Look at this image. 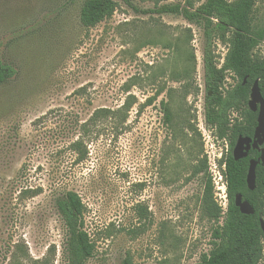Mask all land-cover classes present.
<instances>
[{"label": "rangeland", "instance_id": "1", "mask_svg": "<svg viewBox=\"0 0 264 264\" xmlns=\"http://www.w3.org/2000/svg\"><path fill=\"white\" fill-rule=\"evenodd\" d=\"M85 1L0 0V56L17 70L0 83V264H67L56 201L68 191L96 243L86 264H196L217 223L194 170L230 150L205 119L204 27L148 12L174 0H117L86 28ZM254 18L264 24V0ZM212 48L221 65L227 44Z\"/></svg>", "mask_w": 264, "mask_h": 264}, {"label": "trees", "instance_id": "2", "mask_svg": "<svg viewBox=\"0 0 264 264\" xmlns=\"http://www.w3.org/2000/svg\"><path fill=\"white\" fill-rule=\"evenodd\" d=\"M197 1L199 0L158 2L156 7L148 11L159 15L183 16L190 23L203 25L206 37L205 119L215 131L216 137L230 140L229 152L219 160L221 167L225 165L223 174L229 196V207L225 215L215 198L208 157L203 156L198 160L194 170L195 175L202 174L204 178L202 209L210 220L217 223L212 233L213 247L196 264H264V234L260 223V219L264 218L262 163L259 162L256 168V188L251 190L247 183L250 159H258L260 152L251 149L247 157L239 160L233 156L238 137H252L258 124V114L249 108L248 101L256 80H259L264 97V55L257 52L258 46L264 42V24H259L254 18L257 0H206L199 4ZM116 7L117 0H86L81 7L80 22L86 28L92 27L105 16L111 15ZM214 39L225 42L228 46L221 65L212 48ZM16 73L15 67L4 62L0 56V83ZM229 74L238 78V82L226 87ZM165 90L164 87L158 89L143 105L152 104ZM134 102L135 96L128 95L122 109L130 111ZM161 108L166 122L172 123L173 112L170 103L164 98L161 99ZM102 111L113 112L99 109V112ZM233 111L239 112L240 116L232 118ZM81 144V138L74 141L73 150L79 151ZM29 190L31 189H25L24 192H30ZM237 194H242L243 199L252 204L253 214L241 212L235 203ZM56 207L65 227L64 253L67 264H86L95 253L96 243L85 228L87 207L83 199L75 191H68L57 199ZM126 262L131 264L130 258Z\"/></svg>", "mask_w": 264, "mask_h": 264}, {"label": "water", "instance_id": "3", "mask_svg": "<svg viewBox=\"0 0 264 264\" xmlns=\"http://www.w3.org/2000/svg\"><path fill=\"white\" fill-rule=\"evenodd\" d=\"M246 80V79H245ZM249 108L258 112L257 126L254 135L243 136L240 135L233 148V156L236 160L247 157L251 149H257L261 152L258 159H250V165L247 174L248 187L254 190L256 183V168L259 162L264 166V97L261 92L259 80H256L251 87L250 98L248 101ZM236 205L244 214H253L254 208L248 200H244L242 194H237L235 199ZM261 228L264 234V218L260 219Z\"/></svg>", "mask_w": 264, "mask_h": 264}, {"label": "built area", "instance_id": "4", "mask_svg": "<svg viewBox=\"0 0 264 264\" xmlns=\"http://www.w3.org/2000/svg\"><path fill=\"white\" fill-rule=\"evenodd\" d=\"M232 1V0H229ZM223 157H219V159H215L214 161H209V171L212 176L214 182V191H215V198L217 203L223 209V215L226 214L228 207H229V196H228V189H227V181L225 180L223 170L225 169V165L222 167L219 164V160Z\"/></svg>", "mask_w": 264, "mask_h": 264}, {"label": "flooded vegetation", "instance_id": "5", "mask_svg": "<svg viewBox=\"0 0 264 264\" xmlns=\"http://www.w3.org/2000/svg\"><path fill=\"white\" fill-rule=\"evenodd\" d=\"M257 114H258V112H257ZM263 147H264V145H263ZM255 150H257V149H255ZM257 151H259V150H257ZM250 152V151H249ZM260 152V151H259ZM260 154H261V152H260ZM261 163V162H260Z\"/></svg>", "mask_w": 264, "mask_h": 264}]
</instances>
